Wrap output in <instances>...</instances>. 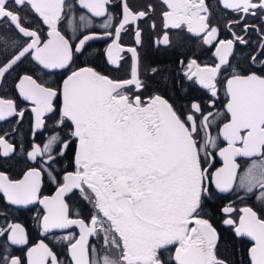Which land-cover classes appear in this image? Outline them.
<instances>
[{
	"label": "snow or ice",
	"instance_id": "1",
	"mask_svg": "<svg viewBox=\"0 0 264 264\" xmlns=\"http://www.w3.org/2000/svg\"><path fill=\"white\" fill-rule=\"evenodd\" d=\"M112 3L78 0L91 17L104 18V31L75 35L66 0H0V25H7L0 31V83L26 62H35L42 73L16 76L14 89L24 107L0 95V122L15 118L20 124L30 112L32 137L18 150L8 132L0 135V160L25 157L19 178L0 171V195L17 208L39 206L40 235L51 234L53 241L30 245L24 226L5 217L0 264H66L54 251L58 242L66 246L67 264H264V23H242L258 14L264 21V0H219L238 17L225 23L227 39L220 38L206 0H160L157 49L173 47L171 30L199 38L202 49L214 48L212 63L195 53L178 59L179 84H165L171 96L149 93V78L160 68L142 71L140 24L154 5L134 10L129 0H119L116 15L109 11ZM29 14L47 26L46 38L30 26ZM79 20L81 28L93 27L89 17ZM62 24L74 33L71 38ZM150 27L156 29L155 20ZM129 30L131 46L122 42ZM249 30L260 34L257 48L243 64L234 63L237 45H249ZM100 39L110 40L103 55L115 70L130 54L127 78L91 66L90 41ZM49 74L62 78L44 79ZM191 88L203 89L208 99L193 97L178 106L174 98ZM221 91L223 110L217 108ZM45 132L37 143V134ZM239 158L250 161L242 174ZM45 176L55 186L52 195L43 194ZM237 188L259 202L260 211L213 203L224 199L218 193ZM76 202L89 206L87 216L73 207ZM12 246H26L25 255H15Z\"/></svg>",
	"mask_w": 264,
	"mask_h": 264
},
{
	"label": "flooded vegetation",
	"instance_id": "2",
	"mask_svg": "<svg viewBox=\"0 0 264 264\" xmlns=\"http://www.w3.org/2000/svg\"><path fill=\"white\" fill-rule=\"evenodd\" d=\"M153 4L155 7V12L150 14V18L144 22H141L140 27L143 29V46L140 49L141 59H142V71L144 69H150L151 67H158L161 69L160 73L154 77L149 78V83L151 87L149 88V93L152 90H158L162 94L166 96H171V93L165 87L166 83H170L171 79H176L177 84H179L180 76H179V65L178 59H183L192 53H195L201 62L212 63L214 58L211 55V52L214 51V48L208 49L207 46H204L202 49L201 41L199 38L191 36L186 33V31L179 30H171L170 36L173 40V47L164 49L163 47L157 49L153 43L156 39L157 35L162 30V20L160 17V12L162 11V5L160 0H129L130 6L134 8V10H146L147 4ZM66 4L70 5L71 8L66 9L69 11V15L75 17V22L77 25V32L75 35H79L81 32L87 33L89 31H95L97 33H102L104 31L103 28L100 27L103 22L102 17H91L90 13H87V10L80 8L78 4V0H66ZM206 4L209 6L210 11L212 13L211 20L214 24H217L220 27L221 33L220 38L227 39L231 38L230 33L225 29L224 25L228 20L237 19L235 13L226 10L219 3V0H206ZM109 11L113 14L118 15L120 13L119 0H113V3L109 6ZM81 15H85L92 19L93 27L91 29L81 28L79 17ZM29 20L31 21L30 26L32 28H38L41 32V35L46 38L47 26L42 23L39 17L34 14H29ZM152 20L156 21V29L153 30L150 27V23ZM255 24L257 27H260L264 21L260 19L259 14L257 17L248 16L245 18V21L242 23ZM62 31L71 38L74 33L66 28V25H61ZM7 30V25H0V31ZM235 31L239 34H243L241 31V27H236ZM26 39V38H24ZM246 39L249 40L248 46L237 45V50L235 53V57L233 62H241L243 64L245 57L249 55L252 51L256 50L257 45L260 40V34L255 30H249ZM23 42V40H21ZM122 42L125 45L131 46L133 44V35L132 31L129 30L127 33H122ZM110 43V40L100 39L90 41L91 48L90 52L94 51L95 55L91 57L92 64L91 66L96 67L98 71H101L107 75H110L115 79H124L128 77V69L130 64V54L126 55V62L120 70H115L112 66L107 64L106 58L103 55L104 49L107 47V44ZM85 57H81L79 63L83 66L85 61ZM247 65H245L246 67ZM39 66L35 64V62H26L21 65L19 69H17L16 73L8 76L6 81L0 83V95L5 96L7 98H12L16 100L19 107H24L25 102L20 100L18 97V93L14 89V81L18 74H23L24 71L35 72L36 75H41L42 73L38 71ZM167 76L169 81H165L164 77ZM62 77L59 74H49L45 76L44 79L52 81H59ZM188 82H185V86H187ZM148 93H145L147 95ZM199 98L202 100H207L208 97L203 89L191 88L188 90V94H178L174 99L177 105L180 104H188L191 98ZM225 102V96L223 91L220 93V99L217 101V108L223 110V104ZM30 119L31 114L26 113L25 119L22 123L17 124L15 118H10L9 121L0 122V135L4 132H8L9 136L6 137L10 140V142L15 143L18 147L20 145H24L25 148L28 147L29 142L32 140L30 133ZM15 129V131L13 130ZM66 131V130H65ZM63 134V133H62ZM47 136V133L37 134L36 142L40 143ZM25 157L17 155L13 160H0V171L7 172L12 178H19V175L24 168L23 161ZM20 161V163H17ZM240 164V173L247 168L250 161L245 158H239L237 161ZM65 165H68L69 162L65 160ZM222 165V161L217 160L216 167H220ZM68 170H72L71 167H68ZM55 186L51 184V182L45 176L44 179V195H52L54 194ZM218 196L224 197L222 200H214L213 203L223 206L229 202H233L234 206L239 209L245 206L253 207L255 210L260 211L262 205L255 201L253 198L246 196L242 189H235L230 193H218ZM71 203V202H70ZM74 208H80L83 211L85 216L88 215L90 210L89 206H85L81 202H76L73 204ZM39 206H32L31 210L24 208H17L16 206L8 205L2 195H0V225L5 222V217L9 221H14L22 224L24 228L27 230L30 240V245L36 243L40 239H45L46 243H49L50 246H53V241L51 234L45 238L40 235V228L37 220ZM221 219L220 214L216 213L214 217V222L219 226V220ZM72 231L78 232V229H73ZM56 235H63V233L57 232ZM247 246V244H245ZM237 247L240 245L237 242ZM12 251L15 255L23 257L26 252L25 247H17L12 246ZM54 251H57L62 260H65L67 264V252L66 246L62 242L55 243ZM222 254H225L222 252ZM233 258L239 259L235 253H229Z\"/></svg>",
	"mask_w": 264,
	"mask_h": 264
}]
</instances>
